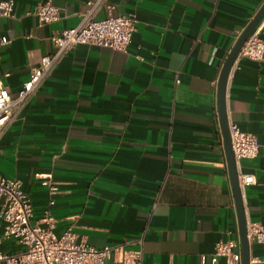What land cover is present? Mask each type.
I'll list each match as a JSON object with an SVG mask.
<instances>
[{
    "label": "crops",
    "instance_id": "0c3cea01",
    "mask_svg": "<svg viewBox=\"0 0 264 264\" xmlns=\"http://www.w3.org/2000/svg\"><path fill=\"white\" fill-rule=\"evenodd\" d=\"M45 1L13 0L0 17V83L12 95L53 49L50 35L86 9L49 0L59 17L38 25L27 12ZM109 1L135 17L125 51L69 50L2 132L0 175L21 182L33 220L48 209L55 234L70 225L95 248L139 249L137 264H226L214 243L238 232L215 85L263 0ZM225 115L256 138L257 155L239 161L255 179L241 201L245 221L264 225V60H234ZM249 246L248 264H264V243Z\"/></svg>",
    "mask_w": 264,
    "mask_h": 264
},
{
    "label": "built area",
    "instance_id": "2783aa9c",
    "mask_svg": "<svg viewBox=\"0 0 264 264\" xmlns=\"http://www.w3.org/2000/svg\"><path fill=\"white\" fill-rule=\"evenodd\" d=\"M12 5L13 0H0V17H12ZM114 8L109 0H86V9L79 22L50 35L53 49L40 57L13 95L0 83V136L54 66L74 46L85 44L125 51L135 28V17L132 13H114ZM27 14L32 15L38 25L54 22L59 17L57 7L49 0L35 5ZM259 23L245 38L236 58L264 60V32ZM6 43L8 39L0 37V46ZM228 131L237 183L242 190L255 179L253 174L239 170V161L254 158L258 144L253 134L241 130L235 123H228ZM48 189L54 191L55 187L48 185ZM54 228L55 221L48 209L42 211L39 219L33 220L30 200L18 179L0 175V264H137L140 259L139 249L127 250L121 244L95 248L79 239L70 225L59 234L54 233ZM245 236L249 245L263 244L264 225L245 222ZM7 243L18 248L7 249ZM213 255L224 257L226 264H240L238 238L215 242Z\"/></svg>",
    "mask_w": 264,
    "mask_h": 264
},
{
    "label": "water",
    "instance_id": "95a60500",
    "mask_svg": "<svg viewBox=\"0 0 264 264\" xmlns=\"http://www.w3.org/2000/svg\"><path fill=\"white\" fill-rule=\"evenodd\" d=\"M264 16V0L255 11L251 19L247 22L245 27L241 30L240 34L236 38L234 44L226 55L215 85V105L217 113V123L218 130L222 140L223 152L226 162V169L228 180L231 188V193L233 197V205L237 221V232L238 240L240 243V264H248L249 261V244L245 236V216L241 201V190L237 183L236 177V166L233 158V154L230 148V139L228 131V122L225 115V87L226 81L229 74V70L236 55L239 51L240 46L244 42L245 38L251 33L254 27L259 23V21Z\"/></svg>",
    "mask_w": 264,
    "mask_h": 264
}]
</instances>
